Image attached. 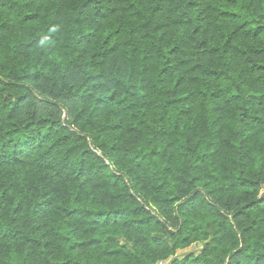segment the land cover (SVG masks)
<instances>
[{
  "label": "trees",
  "instance_id": "1",
  "mask_svg": "<svg viewBox=\"0 0 264 264\" xmlns=\"http://www.w3.org/2000/svg\"><path fill=\"white\" fill-rule=\"evenodd\" d=\"M0 264H264V0H0Z\"/></svg>",
  "mask_w": 264,
  "mask_h": 264
},
{
  "label": "rangeland",
  "instance_id": "2",
  "mask_svg": "<svg viewBox=\"0 0 264 264\" xmlns=\"http://www.w3.org/2000/svg\"><path fill=\"white\" fill-rule=\"evenodd\" d=\"M199 247H200V246H196V247H194L193 250H192V253H196V252L199 250Z\"/></svg>",
  "mask_w": 264,
  "mask_h": 264
}]
</instances>
